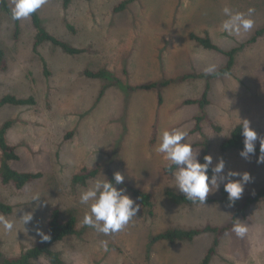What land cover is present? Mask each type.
Wrapping results in <instances>:
<instances>
[{
  "label": "rangeland",
  "instance_id": "rangeland-1",
  "mask_svg": "<svg viewBox=\"0 0 264 264\" xmlns=\"http://www.w3.org/2000/svg\"><path fill=\"white\" fill-rule=\"evenodd\" d=\"M122 1L73 0L65 9L63 0H45L38 9L44 26L72 46L88 49L80 55L46 43L37 56L32 51L35 30L30 17L20 20L22 35L15 41L13 23L0 10V46L9 64L6 72L0 70V98L33 96L37 102L0 108V128L12 122L7 140L20 157L10 166L20 172L43 173L22 190L4 185L0 178V201L13 208L10 215L0 212V216L15 224L11 233L0 227V252L6 256H19L34 247L42 237L37 229L46 235L51 213L60 209L62 221L70 216L77 219V233L52 247L62 264H200L214 242L213 233L191 242L161 241L152 246L151 236L176 228L224 227L235 207L222 202L223 184L209 193L210 201L204 204H175L167 197L168 189L183 193L173 175L164 172L170 162L155 151L165 129L187 131L199 161L206 148L213 167L223 158L224 174L230 170L250 173L252 179L239 201L264 188V163L257 162L260 155L245 159L239 151L224 154L220 148L240 119L248 120L264 137V37L250 42L264 27V0H135L125 11L115 13L114 7ZM9 3L13 8L14 0ZM225 6L244 13L255 9L252 30L239 37L223 32ZM190 34L210 36L225 52L237 49L232 70L220 74L228 57L204 49ZM41 57L48 63L49 77ZM213 63L216 72L205 74L204 68ZM104 68L126 87L186 74L201 77L151 90L110 86L102 94L110 80L88 78L86 71ZM208 85L209 104L204 109L199 104L184 105L187 100L202 99ZM203 114L201 132L193 133L195 118ZM83 168L100 172L86 186L74 185V175ZM116 172L125 177L118 189L126 188L138 204L128 185L151 194L154 213L140 204L137 216L123 230L104 235L82 223L89 205L80 203V194L96 179L109 180ZM34 196L39 201H33ZM29 212L33 220L24 226L20 218ZM236 223L246 227V234L225 233L210 264H264V199L250 206L245 216H238ZM35 263L51 264L46 256Z\"/></svg>",
  "mask_w": 264,
  "mask_h": 264
},
{
  "label": "trees",
  "instance_id": "trees-1",
  "mask_svg": "<svg viewBox=\"0 0 264 264\" xmlns=\"http://www.w3.org/2000/svg\"><path fill=\"white\" fill-rule=\"evenodd\" d=\"M135 0H124L120 4L114 7L113 11L115 13H119L125 11L130 4H132ZM73 0H63V7L68 9ZM0 10L5 13L13 23V32H14V39L15 41H19L22 35V26L20 20H14L11 16L12 7L9 3V0H0ZM30 17L32 26L35 30L34 42L32 51L37 56H41L40 48L46 44L50 43L53 46L59 47L65 53L69 55H80L84 54L88 51L85 48H77L72 46L71 44L61 40L60 38L51 34L47 28L44 26L42 17L38 10L33 13ZM67 28L72 32H77L75 28L71 25H67ZM190 39L196 41L200 46H202L206 50L215 51L218 53L225 54L228 57V63L225 67L220 70V74L229 73L234 64H235V54L237 49H233L231 51L225 52L217 45H215L210 36L206 35L205 37H199L194 34H190ZM264 37V27L259 29L252 40L250 42H255L257 39ZM42 61V69L44 74L49 77L51 72L49 71V66L44 57H41ZM9 68L6 51L0 46V70L2 72H6ZM217 75V74H216ZM86 76L92 79H107L110 80V83L105 86L102 91L110 86H120L123 89H127L130 91L134 90H151L153 88H161L164 86H169L178 82H184L188 79L198 78L201 75L198 74H186L180 76L178 78L172 79H165L160 83H153L149 85H140V86H130L126 87L119 78H117L114 73L110 72L108 69H101L97 72L93 71H86ZM203 76V75H202ZM210 86L206 87V91L200 100H187L184 102V105H192V104H199L202 109L205 108L206 105L209 104L208 94H209ZM160 103L162 104V96L160 95ZM37 104L35 97L30 96L27 98H20L16 95H6L0 98V108L4 106H35ZM206 118V115L203 114L202 116H198L195 118L197 121V125L195 129L192 131L201 132L200 123ZM12 127V122H6L2 128H0V151H1V161H0V178L4 185H12L17 190L24 189L30 182L38 180L43 177V173L41 172H20L13 169L10 166L11 161H19L20 157L16 151V147L9 144L7 140V132ZM241 124L237 125L231 132L230 137L227 138L221 144V151L222 153H227L230 150L236 151H243L244 149V137L242 135V129H240ZM216 131H221L220 127L214 126ZM155 142V139L154 141ZM152 142V143H153ZM260 146L256 145V153L254 155H260L259 151ZM208 155V149L204 150V153L201 156L199 162H204V157ZM175 166H171L170 164L164 167V172L167 175H172L175 171ZM99 168H83L79 173L74 175L72 182L74 185L86 186L88 182L99 174ZM209 177L211 178L212 172L211 168L208 173ZM114 181V177L110 176V179ZM129 190H131L132 196L151 214L154 213L155 204L152 200L151 194L132 188L128 185ZM167 197L172 200L175 204H183V205H195L201 204L199 202L193 203L185 198L184 194H178L170 189L166 190ZM221 195H222V202L229 204L235 207L234 216L229 224L224 227H213L211 225H207L205 228L202 229H169L159 234L153 235L150 238L151 246L161 242L166 241L169 243H176V242H191L196 237L204 234V233H213L215 235L214 242L211 248L208 250L206 256L203 258L200 264H210L212 258L217 254L218 247L220 245L221 237L230 231H232L234 224H236V218L238 216H245L246 211L250 206H253L257 203H260L264 199V188L245 197L242 201L237 200L234 204L228 201V194L224 191V186L221 187ZM210 200L206 199L205 202ZM0 212L4 215H10L13 212L12 206L5 204L0 201ZM76 223L77 219L75 216H70L66 221H62L61 218V211L60 209H55L51 213L50 219L47 222V236H49V240L45 241L41 237L37 244L28 249L27 251L23 252L19 256L10 257L6 256L0 252V264H36L35 261L43 256L49 258L51 264H62V260L58 252L53 250V245L58 243L65 238L75 235L76 231Z\"/></svg>",
  "mask_w": 264,
  "mask_h": 264
},
{
  "label": "clouds",
  "instance_id": "clouds-1",
  "mask_svg": "<svg viewBox=\"0 0 264 264\" xmlns=\"http://www.w3.org/2000/svg\"><path fill=\"white\" fill-rule=\"evenodd\" d=\"M44 3L45 0H14V7L11 10L12 19H26L40 9ZM222 11L227 19L222 22L221 30L229 36L239 37L254 27L255 21L251 17L255 9L249 8L247 13H244L233 11L225 6ZM216 70L217 65L214 63L204 68L205 74H213ZM240 121V129H242L244 137V149L240 152L241 157L248 159L250 155H254L256 142L259 140L260 156L257 162L264 163V137L258 136L248 120L240 119ZM188 136L187 131L179 128L162 130L155 148L157 153L164 154L165 159L170 162V167L175 166L176 170L172 175L178 191L183 193L187 200L204 204L209 193L218 191L223 184L229 202L234 204L241 199L245 185L252 179L250 173L230 170L224 174L226 166L224 159L220 158L213 167L211 155L205 156L203 163L199 162V154H194ZM210 168L211 178L208 175ZM237 177L238 179H234ZM124 179L125 177L120 172H116L114 181L107 178L96 179L86 190L81 192L80 203L89 205V212L84 215L82 221L84 225L94 228L104 235H111L123 230L137 216L140 204L126 194V188L118 189L117 187L124 183ZM33 201H39V198L34 196ZM20 220L25 226L33 220V214L25 213ZM0 227L5 232L11 233L15 229V224L0 216ZM232 231L237 236L243 237L247 229L242 224L236 223ZM37 234L42 236L43 240H49V236L44 235L39 229H37Z\"/></svg>",
  "mask_w": 264,
  "mask_h": 264
}]
</instances>
